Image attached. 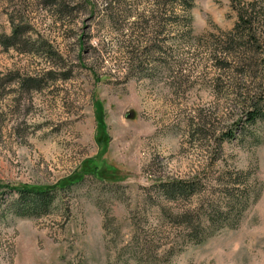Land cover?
Wrapping results in <instances>:
<instances>
[{"label": "rangeland", "instance_id": "374dc122", "mask_svg": "<svg viewBox=\"0 0 264 264\" xmlns=\"http://www.w3.org/2000/svg\"><path fill=\"white\" fill-rule=\"evenodd\" d=\"M250 2L248 68L224 37ZM11 18L26 39L0 75L40 82L0 97V264H264V121L243 126L264 0H0V36ZM179 180L192 193L159 188ZM52 185L45 214L10 213L5 187Z\"/></svg>", "mask_w": 264, "mask_h": 264}, {"label": "trees", "instance_id": "16d2710c", "mask_svg": "<svg viewBox=\"0 0 264 264\" xmlns=\"http://www.w3.org/2000/svg\"><path fill=\"white\" fill-rule=\"evenodd\" d=\"M182 6L184 10H189L192 7L194 0H173ZM255 13V6L253 2L244 4L237 8V21L233 28L225 34L224 41L227 45L237 44V47L241 49L244 54L245 59L243 63L250 68L252 63L247 62V53H253L252 48L256 42H258L255 29V23L257 18ZM11 32L7 36H0V45L7 49L10 46H15L17 42L21 39L24 41L26 37L24 36L23 27L16 25L11 18ZM254 65V64H253ZM1 74V73H0ZM14 81L17 83L18 87L30 89L32 87H39V77L34 76H21L17 71H11L7 77L0 75V97L4 95L7 90L10 89V82ZM38 85V86H37ZM257 121H264V94H258L251 98L248 103V108L245 111V117L243 119V126H248L255 124ZM86 166L85 170L87 172H93V168ZM9 190L14 191L17 194L15 201H13V208H11L10 213L12 215H29V216H40L45 214L50 206H52L54 200V190L57 188L56 185L45 186V187H5ZM162 192H164L169 197L176 196H186L192 193L193 185L186 183L184 181H174L168 184H163L159 187ZM240 194L235 197L232 193L231 201L228 203V207L236 209L234 205L239 207L244 205L247 200V195ZM243 194V195H242ZM243 199V200H242ZM243 202H242V201ZM242 202V203H241ZM229 211H220L219 209L214 210L211 214L207 215L206 227H211L219 219L227 220V214Z\"/></svg>", "mask_w": 264, "mask_h": 264}]
</instances>
